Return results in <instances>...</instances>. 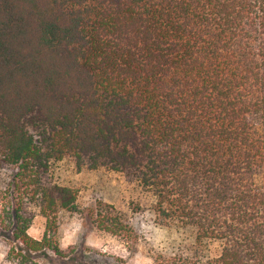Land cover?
Wrapping results in <instances>:
<instances>
[{
  "label": "trees",
  "instance_id": "1",
  "mask_svg": "<svg viewBox=\"0 0 264 264\" xmlns=\"http://www.w3.org/2000/svg\"><path fill=\"white\" fill-rule=\"evenodd\" d=\"M63 159L136 181L187 234L154 264H264V0H0V229L29 264L64 257ZM92 222L122 229L104 204Z\"/></svg>",
  "mask_w": 264,
  "mask_h": 264
},
{
  "label": "rangeland",
  "instance_id": "2",
  "mask_svg": "<svg viewBox=\"0 0 264 264\" xmlns=\"http://www.w3.org/2000/svg\"><path fill=\"white\" fill-rule=\"evenodd\" d=\"M48 174L53 183L73 189L76 202L74 209L61 210L58 215L55 237L64 257L31 253L37 264H154L156 258L188 252L187 234L160 224L153 212L152 194L120 172L104 167L77 168L63 159L52 162ZM98 204L109 206L119 216V234L94 226L92 217ZM1 209L0 201V213ZM43 232L44 219L36 211L28 234L40 239ZM14 244L11 232L0 229V264H29L31 258L19 256ZM218 250V243H212L211 253Z\"/></svg>",
  "mask_w": 264,
  "mask_h": 264
}]
</instances>
